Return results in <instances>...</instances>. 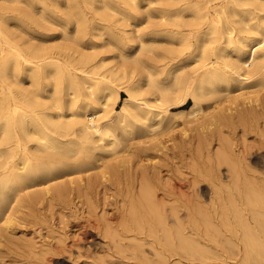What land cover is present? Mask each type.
<instances>
[{
	"label": "bare ground",
	"instance_id": "1",
	"mask_svg": "<svg viewBox=\"0 0 264 264\" xmlns=\"http://www.w3.org/2000/svg\"><path fill=\"white\" fill-rule=\"evenodd\" d=\"M6 1H24L33 7L38 16L36 25L40 36L56 37L54 32L59 30L58 37L63 42L58 46H52L53 43L45 46L44 40L37 41L41 44H25L23 38L21 40L12 32V18L4 15L0 5V228L13 223L19 209L37 201L41 192L53 191L62 197L65 192L62 184L69 182L75 185L77 178L83 181L84 175L90 185L96 179L95 175H99V170L109 169L106 166L108 161H114L111 165L121 163L124 165L121 169H124L126 158L130 160L129 154L132 153L128 147L131 144L127 142L138 139L139 144H148L147 151L151 150L150 145L153 150L159 147L158 151L168 150L163 137H172L179 130L190 143L195 138L191 134L196 133L198 146L205 144L209 148L212 142L216 143L215 151L209 153L211 160L208 165L205 163L202 170L199 168L193 173L196 174L193 184L201 178L214 181L211 175L214 169L219 172L223 165L229 166V182L220 185L218 177L215 180L217 186L213 184V216L202 211L203 205L197 211L190 204L187 219L192 215L195 223L199 218L206 223L217 219L225 228L235 223V227L242 230L240 252L243 253L241 259H244V264H253L251 261L264 264V177L257 175L256 167L252 168L248 162L250 157L254 160L264 156L260 151L264 147V122L260 123L264 121V0ZM134 20L150 22L151 26L145 33L147 39L140 32L136 37L132 34L129 28ZM104 37L108 39L107 47L111 45L117 49L124 67L119 66L116 59L114 63L113 52L110 54V50L104 48L105 44L100 43ZM137 40L138 53L126 51V45L130 44L132 48ZM126 65L131 68L130 73L129 68L125 71ZM140 67L144 69L145 81H129ZM24 80L30 81L29 88L21 84ZM119 85L122 88L120 92L116 90ZM144 86L149 89L144 90ZM120 93H125L128 98L118 111ZM190 101L193 102L190 111L181 110L187 108ZM172 110L178 111L174 113ZM90 113L96 115V120L89 121ZM239 126L244 130L247 127V131L248 126L257 127L261 138L254 142L256 145L240 147L227 134ZM62 133L71 138L63 141ZM31 141L39 144L38 153L34 154L27 148V142ZM22 147L25 150L15 160ZM146 159L152 161L155 157L147 156ZM156 162L153 160L150 169H158L160 162ZM120 165L115 172L122 171L118 169ZM141 166L145 172L141 171L136 198H132L127 217L129 226L140 227V231L143 227L138 224L146 223L143 225L145 230L147 228L154 236L150 242L154 258L139 254L143 253L145 240L139 241V245V238L134 237V241L129 242L132 256L120 254L122 257L114 263L184 264L185 260L188 264H225V260L203 259L207 256L200 251L199 235L198 240L192 230L193 235H187L184 227L187 223L180 221L177 208L171 209L176 226H170L166 211H162L164 203L156 197V179L154 181L146 172L150 170H146L147 163ZM95 170V177L91 179ZM101 174L106 182L109 181V172ZM85 184L86 189H91L87 181ZM35 187H40L38 190L41 192L32 191ZM193 225L196 230L197 224ZM207 230L211 229L207 226ZM204 233L201 235L206 237ZM232 233L238 234L235 230ZM138 234L142 233L138 230ZM2 236L0 231V240ZM97 238L95 235L92 243ZM173 241L178 242L181 252L184 251L180 252L182 256L177 251L174 253L175 248L171 250L173 244L169 248V242ZM132 246H136L135 249ZM136 248L140 252L137 253ZM238 249L236 247L237 252ZM189 250L191 258L187 257ZM196 253L201 255V259L197 254L198 260H195ZM137 254L143 256L145 263L142 259L134 260ZM229 256L232 255L229 253ZM126 257H133L134 261L129 262Z\"/></svg>",
	"mask_w": 264,
	"mask_h": 264
},
{
	"label": "rangeland",
	"instance_id": "2",
	"mask_svg": "<svg viewBox=\"0 0 264 264\" xmlns=\"http://www.w3.org/2000/svg\"><path fill=\"white\" fill-rule=\"evenodd\" d=\"M0 5L4 9L2 11L4 13V15L5 16L7 15V17L12 18L10 20L12 32L15 33L16 35L18 34L17 36H19L20 39L23 38V40L22 39L21 40L25 44L29 45V44H33V43H39L42 40H44V42L45 41L46 42L45 43L42 42V43L45 44V46L48 44H49V46H51L50 43H53L52 46H55V45L58 46L63 42L62 39H60V37H58V35H60L59 30H55V32H54L57 35L56 37H51L50 35L40 36L39 29H37L38 28L37 27L38 16H37L35 10H33V7L28 6L26 2L23 1V3L22 2L11 3L9 1L2 0V1H0ZM32 11H34V12H32ZM139 22H141L142 24ZM144 22H145V24H144ZM131 23H132V25L130 26L129 29L132 31V34L135 37H136V35L139 34V32L141 34L145 35V33L148 32V30L150 28L149 27L150 22L148 23V21H145V20H142V21L134 20ZM139 26L142 28H140ZM145 29H146V31H145ZM147 36L148 35H145L144 38L147 39ZM104 38L102 39L103 41L101 40L102 42L100 41V43L103 45L105 44L104 48L107 50H110V54L113 52L112 54L115 55L113 62L116 59L115 62L116 63L118 62L121 64L123 61H121V58L120 59L118 58L117 49H115L111 45H109L107 47L108 39L106 37H104ZM52 39H54V41L57 44H55V42ZM55 39H57V40H55ZM37 41H39V42H37ZM27 42H29V43H27ZM39 44H41V43H39ZM129 45L128 44L126 45V51H130V52L133 51V52H135L134 54L138 53V51L136 50L138 48V40L136 43L134 42V46L132 48L129 47ZM116 56H117V58H116ZM120 64H119V66H122L124 64V62L121 65ZM122 67H124V66H122ZM122 67H121V69H124ZM127 68H129V70L131 69L130 66L128 67L126 65L125 71H127ZM128 72L130 73L131 70ZM144 75H145L144 69L143 68L141 69V67H140L134 71L133 75H131L129 77V79H130L129 81H131V80H133V81H137V80L145 81ZM131 77H133V78H131ZM127 80H126V82H127ZM21 84L26 88L30 87V81L29 80H24V82H22ZM145 87H147V86H144V90L149 89V88H145ZM120 88H121L120 85L116 86V90L118 92H120L122 90V88L121 89ZM127 98H128V96L125 93H120V97L117 101V104H118L117 110L118 111L121 109L124 101ZM192 107H193V102L190 101V104L187 106V108L181 109V110L187 112V111H190V109ZM177 111L172 110V112H174V113H177ZM88 119H89V121L96 120V115L93 113H90L88 116ZM263 122H264L263 120H262V122L260 121V123H263ZM254 126L253 127L248 126V128H249L248 130L254 134H252V133L250 134V132L247 131V127L244 130L243 126L242 127L241 126L236 127V129L232 128V129H230L229 132H227V131L226 132H227V134H229L231 136V138L234 140V142L237 145H239L240 147L245 146V145L251 146L252 144L254 146V145H256V143H254V142H256L257 140H259L261 138L259 135L257 127L254 128ZM251 127H252V129H250ZM254 129L257 131H255ZM178 131L179 130H176L174 132V135L172 134L173 136L170 135L172 137H168V136L163 137L164 139L162 141L165 142V145H167L169 147L168 148L169 151L162 149L161 150L162 152L158 151L161 149L160 147L159 148L157 147L158 149H156V150L154 149L155 150L154 151L153 148L151 147V145L149 146L150 147L149 149H151V150L147 151L146 149H148V146H147L148 144H145V145L142 144L143 145V149H142V145L139 144L141 142L136 137H134L135 140L137 139L136 141L131 140V142H127L128 144L130 143L131 145H128L127 143H125L126 145H128L129 149L131 150V151H129V153L132 152L131 154L128 153L129 156L131 155V157H132V155H134L132 157V160H131V157H130V160L128 159L129 158V157H127L128 154L126 155L127 162L125 165L127 166V168H129L128 169L129 171H127V168H125L126 166L124 167V169L126 171L124 169H121V167L124 166V165L122 166L121 163H118V164L116 163L114 165L113 164L111 165V162L114 163V161L113 160L108 161L109 163L106 164V166H108L109 169L103 168L102 170H99L97 172L99 175L96 174L97 170H95V172L93 171L91 173V179L96 176V179L94 178L93 182L90 179V181L92 182V183L90 182L91 186L88 185L89 181L87 180L86 176L84 175V176H82V177H84L83 178L84 184H83V181H80L79 178H77V176L75 178H77L78 181H76V183L74 182L75 185L74 184L70 185L69 182L63 183L64 187H63V184L61 187L64 188L65 192H64V195L62 197L58 196L53 191L50 193H43L40 191L41 190L40 187L33 188L32 191L35 192L38 189H40V190H38V192L39 191L41 192V194H39L40 197L37 199V201L31 203L30 205H28L22 209H19L17 216L15 217V220H14L15 222L13 221V223L11 222L10 224H7V225L4 224L0 228L2 235H4V236H2V238L0 240V264H113L115 261H117L119 258L122 257L121 255L123 253H125V255L123 254V256H126V255H127V257L132 256V254H130V253H132V251H131L132 249H131V247L129 248V246H131V245H129V242H130V240L133 242L134 237L139 238V239L136 238L138 241L135 240V242L137 241V243L139 245H140L141 241L144 242L143 240H145V242L143 244V245H145L143 248V253H139V254H143L144 257L145 256L147 257V255L152 256V259H153L154 258L153 257L154 251H153V248L151 247L150 242L153 241L152 239H154V236H153V234L149 233L150 231H147V228L145 230V226H143V225L146 223L142 224V222H141L140 224H138L139 226L143 227L142 229L144 230V231L143 230L140 231V227H137V228L132 227L131 228V226H129V220H128V217H129L128 211H129L130 204L133 201L132 198L133 199L136 198L135 192L137 190L136 189L137 183L139 182L140 177L142 176L143 172H145L143 170L144 168L141 166V164L147 163L148 166H146L147 167L146 170H148V169H150L149 166L152 165L151 163L153 162V160L160 162V163H158V165H159L158 169L153 167L154 169H150L146 172H148V175L150 176V178L152 177L153 179L154 178L156 179L155 186L157 185V187H155V192H157L156 194L158 195V196L156 195V197H158V200L160 202L162 201V203H164V206L162 205V211L163 212L166 211L164 213L167 217L168 223L170 224V226H176V220L174 217L172 218L171 209L177 208V210H179L178 211L179 212L178 217H179L180 221L187 223V224H184V227L186 226L188 228V230H186V227H185V232H187V235L188 236L191 234L193 235V233L190 231V230H192L194 232V235H193L194 238L197 239L198 235L200 237V238L198 237L199 240L197 239L199 242L198 245L200 246V243H201V246H202V250H200V251H203V253H205L204 254L205 257L207 256L208 258L207 257L203 258L204 255L199 252L202 256L200 254L196 253V259L195 260H198L197 257L199 256L198 258H200V256H201L203 259H209L210 258L209 260H212V261H215V260H213V258H215L218 262H220V261L222 262L225 260V264H244V259L243 260L241 259V257H244V256H243V253L240 252V249L242 247L241 246L242 241L240 240L242 238L240 236V235H242L241 234L242 230H240L241 228L239 226H237V228H236L235 227L236 224L234 223L235 225L234 224L229 225V226H226V228H225L224 225H222V224L219 225V222H217L218 221L217 219L214 220L215 223L213 220H211L210 222L207 221V223H206L205 221H203L204 219L202 220V218H199L201 216L196 217V218H199L201 221L198 220V222L195 223V221H193V218L195 219V216L192 217L193 216L192 215L190 217L192 220L189 218L188 219L191 220L194 224L199 225L198 227L200 228L199 229L196 225V228L199 230H197V229L194 230L195 226L193 225V223L191 225V221H189L187 219V217H189V216H187L188 215V209L187 208L189 207L190 204H191V207L194 205L193 206L194 208L193 207L192 208L194 210H197V211H199L203 205L204 207L201 208L202 211L208 213V215L211 217L213 216L212 211L214 208L211 204L213 189L215 186H217V184H216L217 182H219L218 184H220V185H225L227 182H229V180H230L229 179V173H228L229 166L223 165V167L220 168L219 172L217 169H214L215 171H213L212 172L213 174H211V175H213L212 178H214V181L210 178H201L200 181L198 180L199 182L197 181L198 185L196 183L193 184V182H192L193 176L196 175L193 173H196V170L199 168H200L199 170H202L203 166H206V164L208 165V162H210V160H211V159H209L210 158L209 153L212 154L211 151H213V152L215 151L216 143L212 142V144L210 145L209 148H208V145L206 146L205 144H203L204 146H202V145L198 146L199 141H197L198 137L196 138V133L191 134V136H195V138H194L193 142L190 143V141H188V138H183V135L180 134L181 132L180 131L178 132ZM119 134H120V132H119ZM120 135H122V134H120ZM242 137H245V138L243 139ZM70 138H71V136L64 135V133H62V135H61V139L63 141H68ZM242 139L244 140L245 144L243 143ZM132 142H133L134 146L132 145ZM246 142H248V143H246ZM27 143H28V144H26L27 148L29 150L33 149V151L30 150V152L35 154V152L37 151V153H38V150H39V147H38L39 144L38 143H35V141L34 142L31 141V143L30 142H27ZM144 146H145V149H144ZM197 147H198V149H197ZM256 149H258L257 146H256ZM24 150H25V148L22 147L18 151V153L16 154L15 160H18V158L22 155ZM206 150H207V152H206ZM260 151L264 152V147H263V149L260 148ZM140 152H141V154H140ZM164 152H165V154H163ZM134 153L137 155H135ZM143 153L146 154V156ZM200 153H201V155H200ZM157 155H158V157H157ZM199 155H200V157H199ZM147 156L149 158L155 157V159H153L152 161L148 160L149 161L148 162V161H146ZM199 158H201V159H199ZM106 160H109V159H106ZM134 160H136V162ZM205 161H207V162H205ZM254 161L256 164L254 163ZM137 162H138V164H137ZM248 162H250L249 164L252 168L256 167L255 170H257L256 171L257 175L259 174L263 178L264 177V174H263L264 173V156L254 158V160H253V157L252 158L250 157ZM117 165H118V167L120 165V168H118V169H120L122 171L119 172V170L117 169L118 171L115 172ZM133 165L134 166L136 165V167H134ZM132 169H133V171H132ZM156 169H157V171H155ZM107 170H109V171H107ZM111 170L113 172H111ZM123 170L125 171V173L126 172L127 173L125 174ZM142 170H143V172H141ZM103 171H106L107 174L109 172V175L111 174V176L106 175V177L109 176V177H107V178H109V181H107V182L105 181L104 178H102L103 176H102L101 172H103ZM122 172H123V174H122ZM93 173H95L96 175ZM116 173H119V175L118 176L115 175ZM140 174H141V176H140ZM156 176L159 178H157ZM111 177H112V179H111ZM155 179H154V181H155ZM216 179H217V182L215 181ZM86 181H87V185L90 186L91 189L89 187H88L89 189H86L87 188V186L85 184ZM158 181H160V182H158ZM157 182L160 184H158ZM66 183H67V185H66ZM83 185L86 187H84ZM179 185H182V188L178 189ZM192 185L193 186L195 185V187H192ZM156 188H158V189H156ZM163 207H165V208H163ZM205 207H207V208H205ZM186 209H187V212H186ZM169 216H171L170 219H169ZM171 218H172V220H171ZM124 221L127 223L125 224ZM123 223L126 225V227L128 226V229L123 225ZM201 224H203V225L207 224V225L203 226ZM207 226H208V229L212 230V232H210L211 230H207ZM216 226H218V227L216 228ZM230 226H233V229ZM214 227H215V229H214ZM229 227H230V229H229ZM218 228H219V230H217ZM138 230H139L140 234L142 233L141 235L143 237L138 234ZM234 230H235V233H238V234L232 233V232H234ZM215 231H216V233H215ZM228 231L230 234L228 233ZM146 232H148L147 233L148 235L146 234ZM203 232H205L204 235L206 237L201 235V234H203ZM210 233H213V234L215 233V235H213V234L210 235ZM217 233H220V234L218 235ZM222 233L224 236L222 235ZM149 234H151L153 236V238H152V236H150L151 239H149L150 238ZM232 234H234V236ZM95 235H98V238L96 239V241L94 243H92V239L95 238ZM146 235H147V238H146ZM158 235H161V233H159ZM220 235H222L224 238ZM214 236H217V237H214ZM225 236H227V237H225ZM144 237H145V239H144ZM212 238H213V240H212ZM148 241H149V243H148ZM171 242H169V244H168L169 248H171L173 246L171 248V250H173L175 248L176 250L175 249L173 250L174 253H176V251H177L182 256L181 253H183L184 251L181 252L182 249L177 244L178 242H175V241H173V243H171ZM170 244H173V245L171 246ZM176 244H177V248L175 246ZM242 245H243V243H242ZM134 247H136V246H134ZM236 247H237V249L239 247V249H238L239 252H237ZM169 248H168V252H169V254H172V252L170 251ZM134 249H133V251H135ZM207 249H208V251H206ZM222 251H224V252H222ZM136 252L138 253L140 251L139 250L137 251V248H136ZM189 252H190V250H189ZM191 253L192 252H190V255L188 254L189 256H187V257H190L192 255ZM223 253H225V255L227 257H225V255ZM229 253L232 256L234 254V256L233 257L229 256ZM236 253H238L239 256ZM139 254H137V257L134 260L137 261L139 259L140 260L142 259L141 261L144 262L143 256L139 257L140 256ZM185 254L187 255V253H185ZM185 254H183V256L186 257ZM197 254H198V256H197ZM127 257L125 258L126 260L128 259L127 261H129V262L134 261L132 259L133 257L130 259ZM193 258H195L194 253H193ZM231 259H232V261H231ZM130 260H132V261H130ZM233 260H235V262ZM239 260H242V261H239ZM215 262H212V263H215ZM183 263L188 264V261L186 262L184 260ZM251 263L257 264V262H254V261H251ZM114 264H118V263H114ZM189 264H191V263L189 262ZM247 264H250V263H247Z\"/></svg>",
	"mask_w": 264,
	"mask_h": 264
}]
</instances>
